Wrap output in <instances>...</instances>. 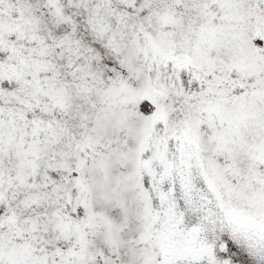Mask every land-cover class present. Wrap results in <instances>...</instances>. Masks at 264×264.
<instances>
[{
  "label": "snow or ice",
  "instance_id": "6c2138e0",
  "mask_svg": "<svg viewBox=\"0 0 264 264\" xmlns=\"http://www.w3.org/2000/svg\"><path fill=\"white\" fill-rule=\"evenodd\" d=\"M0 264H264V0H0Z\"/></svg>",
  "mask_w": 264,
  "mask_h": 264
}]
</instances>
